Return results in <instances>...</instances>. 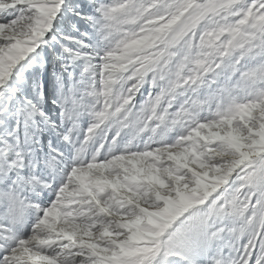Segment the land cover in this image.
<instances>
[{
    "label": "snow or ice",
    "instance_id": "obj_1",
    "mask_svg": "<svg viewBox=\"0 0 264 264\" xmlns=\"http://www.w3.org/2000/svg\"><path fill=\"white\" fill-rule=\"evenodd\" d=\"M0 203V264H264V0H0Z\"/></svg>",
    "mask_w": 264,
    "mask_h": 264
},
{
    "label": "clouds",
    "instance_id": "obj_2",
    "mask_svg": "<svg viewBox=\"0 0 264 264\" xmlns=\"http://www.w3.org/2000/svg\"><path fill=\"white\" fill-rule=\"evenodd\" d=\"M9 205L7 203H0V216H6L8 214Z\"/></svg>",
    "mask_w": 264,
    "mask_h": 264
}]
</instances>
